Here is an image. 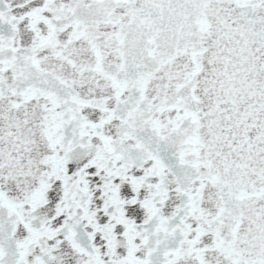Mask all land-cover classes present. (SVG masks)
I'll use <instances>...</instances> for the list:
<instances>
[{
    "label": "snow or ice",
    "instance_id": "obj_1",
    "mask_svg": "<svg viewBox=\"0 0 264 264\" xmlns=\"http://www.w3.org/2000/svg\"><path fill=\"white\" fill-rule=\"evenodd\" d=\"M0 264H264V0H0Z\"/></svg>",
    "mask_w": 264,
    "mask_h": 264
}]
</instances>
